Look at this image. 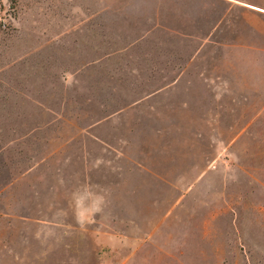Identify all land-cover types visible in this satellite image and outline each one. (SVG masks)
Masks as SVG:
<instances>
[{
  "label": "rangeland",
  "instance_id": "obj_1",
  "mask_svg": "<svg viewBox=\"0 0 264 264\" xmlns=\"http://www.w3.org/2000/svg\"><path fill=\"white\" fill-rule=\"evenodd\" d=\"M82 1L0 0V264H264V228L256 223L264 215L255 214L264 200V125L222 148L224 198L238 205V249L230 216L202 228L206 185L170 207L215 156L207 146L228 142L230 133L167 130L169 117L151 115L149 103L88 129L149 85L111 82L126 75L124 62L89 65L103 53L62 35L64 19L86 23L101 11ZM93 135L109 148L91 144ZM140 164L173 172L174 189L145 179ZM85 192L92 194L86 207L96 195L104 203L81 224L76 200Z\"/></svg>",
  "mask_w": 264,
  "mask_h": 264
},
{
  "label": "crops",
  "instance_id": "obj_2",
  "mask_svg": "<svg viewBox=\"0 0 264 264\" xmlns=\"http://www.w3.org/2000/svg\"><path fill=\"white\" fill-rule=\"evenodd\" d=\"M82 2L100 4L101 11L90 16L86 23L77 18L71 22L64 19L59 24L63 29L60 33L72 38L73 47L81 42L86 46L82 50L103 53L89 65L101 63L106 68L108 59L124 62L118 66L126 68V75L113 77L111 82L149 85L142 89L140 97L88 129L95 131L110 124L111 119L149 103L151 115L169 117L168 125L174 127L167 130L230 133L228 142L214 139L207 146L215 149V156L170 207L184 201L197 187L206 185L209 199L204 207L210 208L202 228H219L222 217L230 216L229 226L238 237V249L240 246L242 249L238 205L224 198L227 189L223 188L220 169L222 148L236 147L244 142L245 133L260 130L256 126L264 125V5H257L254 0ZM76 138L88 140L82 134ZM90 142L109 145L96 135ZM138 168L147 170H143L145 179L174 189L169 182L175 178L173 172L159 174L143 164ZM219 175L218 187L216 184L213 187L211 181ZM259 193L264 197V188ZM255 207L253 212L263 216L264 200ZM256 223L264 228L263 219Z\"/></svg>",
  "mask_w": 264,
  "mask_h": 264
},
{
  "label": "clouds",
  "instance_id": "obj_3",
  "mask_svg": "<svg viewBox=\"0 0 264 264\" xmlns=\"http://www.w3.org/2000/svg\"><path fill=\"white\" fill-rule=\"evenodd\" d=\"M92 194L89 192H85L81 194L78 199L76 200L77 207L79 209H83L84 211L77 213V220L79 223L83 224L84 220L83 217L90 213L94 215L97 212H100L102 210V205L104 203V197L100 195L95 196V200L92 202L91 207H86V204L90 200Z\"/></svg>",
  "mask_w": 264,
  "mask_h": 264
}]
</instances>
